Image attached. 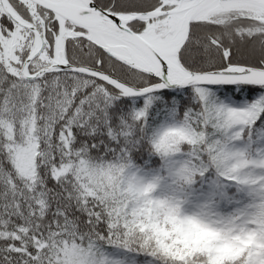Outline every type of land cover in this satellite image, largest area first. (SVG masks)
I'll return each instance as SVG.
<instances>
[{"label": "snow or ice", "instance_id": "1", "mask_svg": "<svg viewBox=\"0 0 264 264\" xmlns=\"http://www.w3.org/2000/svg\"><path fill=\"white\" fill-rule=\"evenodd\" d=\"M0 264H264V0H0Z\"/></svg>", "mask_w": 264, "mask_h": 264}]
</instances>
